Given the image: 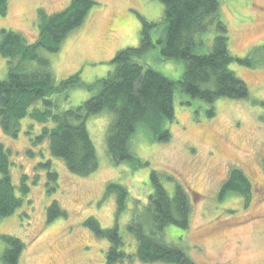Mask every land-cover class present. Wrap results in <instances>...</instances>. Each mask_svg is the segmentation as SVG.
Returning <instances> with one entry per match:
<instances>
[{"label": "rangeland", "instance_id": "obj_1", "mask_svg": "<svg viewBox=\"0 0 264 264\" xmlns=\"http://www.w3.org/2000/svg\"><path fill=\"white\" fill-rule=\"evenodd\" d=\"M70 1L10 0L6 15L0 14V30L21 32L32 44L38 39L39 10L43 8L51 15ZM97 1L99 4L82 26L68 35L59 51H41L51 60L58 80L76 72L86 84L104 78L114 69L111 60L119 50L139 47L143 20L159 22L165 11L161 0ZM219 8L218 16L228 29L229 49L248 62L236 61L229 68L248 83L251 95L248 99L222 97L208 103L177 91L175 119L169 124L172 139L153 141L144 132L133 138L132 151L146 164L134 168L131 163L113 162L107 150L111 119L107 112L87 119L99 161L98 169L89 176L69 171L62 159L51 156L48 142L31 144L25 122L15 138L5 135L0 126V141L14 156L13 182L17 187L21 175L28 174L32 199L31 205L25 202L15 214L0 220V257L6 248L2 235L9 234L25 243L18 264H106L109 243L98 238L86 220L94 216L102 227H114L117 196L105 195L107 183L125 185L130 197L118 223L122 236L132 245L134 239L126 223L137 205L146 204L153 189L151 175L156 171L173 175V179L163 180L172 196L175 181L189 191V227L172 224L166 234L170 242L184 247L195 264H264V0H221ZM215 27L201 36L207 51L220 31ZM146 62L174 81L182 79L186 66L183 60H163L159 45L150 49ZM7 75V60L0 53V79ZM95 93L76 87L70 91L65 108L76 107ZM41 126L36 123L34 131L39 132ZM48 157L58 175L55 182L49 181L45 167L37 166ZM235 167L249 178L251 200L247 204L235 193L219 199L221 187ZM53 201H58L66 216L49 223L46 217ZM132 250L135 248L127 246L126 251ZM117 264L148 263L128 258Z\"/></svg>", "mask_w": 264, "mask_h": 264}, {"label": "trees", "instance_id": "obj_2", "mask_svg": "<svg viewBox=\"0 0 264 264\" xmlns=\"http://www.w3.org/2000/svg\"><path fill=\"white\" fill-rule=\"evenodd\" d=\"M9 1L0 0L1 15H6ZM161 1L164 15L159 22L143 20L139 47L119 50L111 60L114 69L90 84L84 82L79 72L58 80L51 60L41 51H59L68 35L82 26L89 12L99 4L97 0H71L66 8L51 15L41 8L38 12V39L32 44L21 32L0 30V53L7 60L8 69L7 77L0 79V126L3 133L15 138L25 127L31 144L48 142L51 156L62 159L69 171L89 176L99 167L95 142L87 128L89 116L102 112L111 114L106 136L111 159L116 164L127 162L140 166L146 163L132 151L133 138L144 132L153 141L172 139L169 124L175 119L177 91L208 103L222 97L248 99L251 95L248 83L229 68L236 61L248 62L234 56L229 49L228 29L218 16L221 0ZM213 26L220 31L207 51L201 36ZM156 45L160 46L163 60H183L186 63L181 80H171L147 64V53ZM76 87L96 90V93L88 101L66 109L69 93ZM212 112L210 110L209 115L212 116ZM36 123L42 125L39 132L34 131ZM13 157L12 149L0 141V220L15 214L25 202L32 204L29 175L22 174L17 187L13 182ZM50 157L37 166L45 167L49 181L55 182L58 175ZM169 175L171 177L156 171L151 175L153 189L146 204L137 205L136 212L126 223L134 239L132 245L122 236L118 223L128 206L129 190L118 182L107 183L105 195L114 193L117 196L114 227H102L94 216L86 220L98 238H106L109 243L106 264H117L128 258L148 264H195L184 247L170 242L166 234L172 224L188 228L192 213L190 194L182 182L175 181L173 196L166 190L163 180L165 177L173 179V175ZM231 193L243 196L246 204L251 200L249 178L238 167L230 171L219 199ZM61 216H66V211L58 201H53L47 221L51 223ZM2 238L6 248L0 264H18L25 243L9 234L2 235ZM127 246L135 250L128 252Z\"/></svg>", "mask_w": 264, "mask_h": 264}]
</instances>
